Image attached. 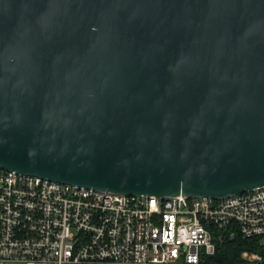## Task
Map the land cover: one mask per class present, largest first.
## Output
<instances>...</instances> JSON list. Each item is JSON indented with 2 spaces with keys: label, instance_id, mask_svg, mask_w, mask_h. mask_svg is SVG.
Masks as SVG:
<instances>
[{
  "label": "water",
  "instance_id": "95a60500",
  "mask_svg": "<svg viewBox=\"0 0 264 264\" xmlns=\"http://www.w3.org/2000/svg\"><path fill=\"white\" fill-rule=\"evenodd\" d=\"M0 170L126 195L264 186V0H0Z\"/></svg>",
  "mask_w": 264,
  "mask_h": 264
},
{
  "label": "built area",
  "instance_id": "2783aa9c",
  "mask_svg": "<svg viewBox=\"0 0 264 264\" xmlns=\"http://www.w3.org/2000/svg\"><path fill=\"white\" fill-rule=\"evenodd\" d=\"M260 239L264 186L224 198L126 195L0 170V264H226L224 240Z\"/></svg>",
  "mask_w": 264,
  "mask_h": 264
},
{
  "label": "trees",
  "instance_id": "16d2710c",
  "mask_svg": "<svg viewBox=\"0 0 264 264\" xmlns=\"http://www.w3.org/2000/svg\"><path fill=\"white\" fill-rule=\"evenodd\" d=\"M260 239L243 238L236 235L233 240H224L216 246L214 260L226 264H238L241 260V253L244 250L256 251Z\"/></svg>",
  "mask_w": 264,
  "mask_h": 264
}]
</instances>
